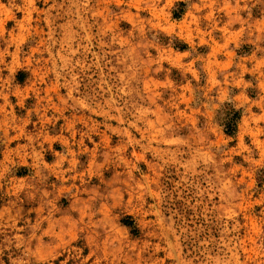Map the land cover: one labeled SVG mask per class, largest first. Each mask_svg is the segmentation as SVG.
Here are the masks:
<instances>
[{"label":"rangeland","instance_id":"obj_1","mask_svg":"<svg viewBox=\"0 0 264 264\" xmlns=\"http://www.w3.org/2000/svg\"><path fill=\"white\" fill-rule=\"evenodd\" d=\"M262 175L264 0H0V264H264Z\"/></svg>","mask_w":264,"mask_h":264},{"label":"trees","instance_id":"obj_2","mask_svg":"<svg viewBox=\"0 0 264 264\" xmlns=\"http://www.w3.org/2000/svg\"><path fill=\"white\" fill-rule=\"evenodd\" d=\"M174 16H177V15H174ZM177 48L180 50H183L186 48V45L182 44V45H179ZM218 115H219L218 117L221 122L224 134L229 137H233L236 132L237 122L240 118V110L235 109L229 103H224L222 107L220 108V110L218 111ZM263 182H264V175L258 178L259 184ZM122 224L130 228L131 234H134V235L137 234L138 230L133 225L131 220L125 218L122 220Z\"/></svg>","mask_w":264,"mask_h":264}]
</instances>
